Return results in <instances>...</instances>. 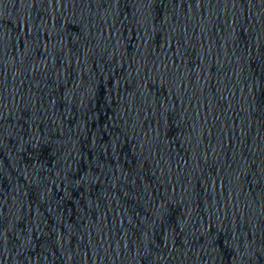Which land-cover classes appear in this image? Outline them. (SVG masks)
Here are the masks:
<instances>
[{"label":"water","instance_id":"water-1","mask_svg":"<svg viewBox=\"0 0 264 264\" xmlns=\"http://www.w3.org/2000/svg\"><path fill=\"white\" fill-rule=\"evenodd\" d=\"M0 264H264V0H0Z\"/></svg>","mask_w":264,"mask_h":264}]
</instances>
